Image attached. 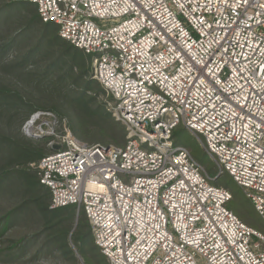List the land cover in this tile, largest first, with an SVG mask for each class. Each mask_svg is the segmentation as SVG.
Instances as JSON below:
<instances>
[{
  "label": "built area",
  "instance_id": "built-area-1",
  "mask_svg": "<svg viewBox=\"0 0 264 264\" xmlns=\"http://www.w3.org/2000/svg\"><path fill=\"white\" fill-rule=\"evenodd\" d=\"M26 1L91 57L126 132L90 144L33 111L21 131L50 138L30 164L49 207L81 208L108 264H264V235L172 139L198 135L264 219V0Z\"/></svg>",
  "mask_w": 264,
  "mask_h": 264
},
{
  "label": "trees",
  "instance_id": "trees-1",
  "mask_svg": "<svg viewBox=\"0 0 264 264\" xmlns=\"http://www.w3.org/2000/svg\"><path fill=\"white\" fill-rule=\"evenodd\" d=\"M3 1L0 0V76L5 75L8 82H0V196L7 198V195L8 197L17 195V207L3 215L2 219L5 222L2 228H7L14 220L21 221L28 217H35V227L43 230L42 238L39 240L40 247L49 248L50 253L55 252L52 254L58 252L59 256L70 264H75L73 262L75 252L81 256L86 264H108L105 256L93 242L88 221L81 208L77 209L75 205L59 208L49 207L50 190L40 183L36 170L30 166L47 154L46 142L43 140L33 141L23 136L20 127L33 111H51L32 105L33 96L40 89L39 79L47 74L50 68L54 70L47 74L50 80V87L45 89L47 91H50L55 82L63 83L67 79L70 80L68 83L74 79L81 82L83 89H80V92L76 95L71 94V92L67 94L68 97L72 95L69 103H72L78 120L84 121L93 118L102 124L101 128L104 129L107 125L111 131L116 125L119 127L120 123H115L110 113L106 112L102 106L90 107L88 105L87 90L94 89L96 93H104L105 91L96 80L89 78L92 69L91 57L71 43L61 39L58 36L56 24L42 22L35 4L26 0H14L3 5ZM19 19H21L20 23L23 30L21 29L22 31L19 33H11V25ZM31 42L33 46L25 49ZM10 50L16 51L13 56L7 57ZM43 53L51 55V62L43 66H35L34 69L26 68V64L33 58L44 57ZM58 67L62 69L60 73L55 71ZM74 71L77 73L75 74ZM89 73V77L84 78ZM79 98L88 105L87 111H80L75 104V102L78 104L76 100ZM19 111L22 113L20 114ZM176 128L172 131V139L176 144L186 147L177 138ZM124 136L125 130L122 125L119 138L114 141L116 144H99L120 146L124 144L120 143ZM193 158L201 164L202 161L199 158ZM208 172L206 171L211 179V184L224 186L230 191L231 199L228 203L241 192L240 187L228 174L224 173L215 178L213 168H210ZM22 195L26 196L33 209L27 206L25 201L18 202ZM228 203L227 208L237 215L235 213L237 211H233ZM75 215L77 220L72 231ZM68 236L72 239L76 251L69 247ZM13 245L14 243L11 246Z\"/></svg>",
  "mask_w": 264,
  "mask_h": 264
},
{
  "label": "rangeland",
  "instance_id": "rangeland-1",
  "mask_svg": "<svg viewBox=\"0 0 264 264\" xmlns=\"http://www.w3.org/2000/svg\"><path fill=\"white\" fill-rule=\"evenodd\" d=\"M10 1H14V0H4L3 5H7L8 3H10ZM12 11L16 13L14 10ZM20 20L21 19H19L17 22L11 25L10 28L11 33H19L23 30ZM32 46L33 44L31 42L30 45L25 47V49H27L28 47L31 48ZM21 49L23 50L24 47ZM15 51L16 50H10L9 53L7 54V57L13 56ZM45 53H43L44 57L42 58H33L32 60H30L26 64V68L34 69L35 66L37 67L40 65L43 66L51 62V55ZM53 70L54 69L50 68L49 72ZM55 71H57V73H60L62 69L58 67V69H55ZM75 71L74 73L76 74L77 72ZM47 74H44L39 79L40 89L38 90V93H36L33 96L32 105L41 108L50 109L51 112L54 113L56 117L66 125L69 132L73 136L79 138L82 141H85L90 144L92 143L116 144L114 141L119 138L123 124L120 121L116 120L112 113L111 110V104L113 102L112 97L106 91H104V93H96L94 89L86 91V99L87 100L89 99L88 105L90 107L97 105L102 106L106 112L110 113L115 123L117 124L120 123L119 127L116 125L111 131L107 125H105L104 129L101 128L102 124L97 122L96 119L92 118L81 121L80 119L78 120L76 118L72 103H69L72 95L68 97L67 94L71 92V94L73 93L74 95H76L78 92H80V89H83L81 87L80 81L74 79L73 81L71 80V82L68 83L70 80L67 79L63 83L55 82L51 86L50 91H47L45 89L50 87L49 75ZM89 75L90 73L85 75L84 78L89 77ZM89 78L92 77L90 76ZM30 80L33 81V79ZM1 81H6L4 83L8 82L5 75H3L2 77L0 76V82ZM76 101H78V104L76 102L75 104L78 106L80 111L82 112L87 111L86 108H88V105L84 104L85 102L83 100L79 98ZM20 110H22V108H20ZM19 113L21 114L22 111H19ZM23 123L24 122H22V124ZM10 130H12V128H10ZM20 131H21V127H20ZM176 132L179 141H181V143H183L187 147V149L193 155V157H197L202 161L200 163L204 167V169L208 172L210 168H213L215 170L214 177L215 178H217L218 176L220 177V175H218L217 165L214 158L208 155L205 152L204 148L202 147L201 138L198 135H195L190 131L184 129L182 125L177 126ZM21 134L33 141H38V140L45 141L46 153L48 154L52 151L51 147H49L48 145V142L50 140L49 137L47 136L28 137L24 135L22 131ZM124 142H125V136L124 139L120 141V143L123 144ZM25 199L26 196L22 195L20 197V200H18V202L20 203L21 201H25L26 205L30 206L28 200ZM16 201H17V195H13L12 197H8L7 195V198L0 196V264H70L69 262L64 261V258L62 259L59 256L58 252L56 254H52L55 252L50 253L49 248L39 246V240L42 238L43 230L40 229L39 227H35L36 224L35 217H28L21 221L14 220L13 222L10 223V225L7 228L5 229L2 228L5 222L2 219L3 215L8 214L10 210L17 207ZM229 205L231 208H233L232 209L233 211H237L235 213L239 216L240 220H242L245 224L250 225L253 229L259 231L264 235V219H262L254 210L251 202L244 196L242 189L241 192L237 194V196L234 197V199L230 203H228V206ZM30 208L33 209L31 206ZM76 220H77V216L75 215L72 225V231L75 227ZM13 243L14 245L11 246ZM67 243L69 247H72V249L76 251V248L74 247L72 243V239H70V236L67 237ZM10 246L11 248H9ZM74 257L75 258L73 262L75 264H86L77 252L74 253Z\"/></svg>",
  "mask_w": 264,
  "mask_h": 264
}]
</instances>
